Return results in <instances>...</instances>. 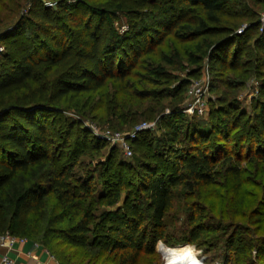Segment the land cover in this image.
Here are the masks:
<instances>
[{"label": "trees", "instance_id": "16d2710c", "mask_svg": "<svg viewBox=\"0 0 264 264\" xmlns=\"http://www.w3.org/2000/svg\"><path fill=\"white\" fill-rule=\"evenodd\" d=\"M93 1L95 5L82 16L75 10L78 6L63 1L0 0V27L11 23L0 34V41H9L0 52V236L33 241L43 231L45 240L41 246L50 254L53 251L45 241L53 234L69 248L80 250L90 246L92 236V243L104 253H114L119 264H137L139 254H151L158 241L171 246L164 235L163 219L171 208L174 188L182 186L191 193L212 185L218 161L222 166L228 165L227 171L236 181L241 161L264 163V107L255 114L249 130L258 136L262 145L253 153L251 143L243 159L238 154L231 157L217 144L201 148L200 143L210 138V132L198 129L192 122L185 134L188 141L185 148L168 156L175 174H159L155 164L140 163L137 188L152 210L148 227L135 202L126 203V208L104 211L98 218H94L95 209L90 201L83 203V208L75 204L79 196L83 201L90 199L98 185L92 182L88 171L84 178L74 174L75 167H80L76 142L68 140L74 123L63 120L59 129L61 140L56 142L57 133H53L50 115L56 113L60 102L68 96L92 93L102 89L107 81L125 79H137L141 83L143 90L136 95L139 99L159 103L163 92L148 87L166 82L165 67L161 63L171 66L180 53L189 66L196 67L190 71V77L196 78L203 65L215 79L226 70L241 71L243 76L245 71L254 68V52L264 55V30L258 34L260 26L255 14L248 10L239 14L230 0ZM120 15L126 20L122 35L111 26ZM239 18L249 24L241 34L236 33L235 24L226 20ZM165 48L167 52L163 51ZM156 54L160 62L140 67V74L131 72L136 63H141L143 55ZM223 84L231 88L228 80ZM184 88L185 84L181 83L175 94ZM222 105H226L230 115L236 112L225 101L219 102V107ZM123 107L117 105L115 115L131 128L140 118L152 120L157 112L153 107L123 114ZM229 119L230 116L227 120L230 130L227 128L223 133L226 136L243 127L242 117ZM141 139L145 141L147 137ZM170 139V135L163 134L164 144ZM109 164L101 165L103 189L115 185L105 177ZM124 166L132 167L127 163ZM47 193L55 196L61 211L53 218H49L45 204ZM106 196L102 204L115 206L120 188ZM106 196H99L98 200ZM204 219L198 208L188 216V225L193 227L184 232L187 242L196 243L217 233V228L205 224ZM63 222L65 226L54 228ZM224 251L225 263L232 254L236 261L264 264V240L253 245L232 232Z\"/></svg>", "mask_w": 264, "mask_h": 264}, {"label": "rangeland", "instance_id": "374dc122", "mask_svg": "<svg viewBox=\"0 0 264 264\" xmlns=\"http://www.w3.org/2000/svg\"><path fill=\"white\" fill-rule=\"evenodd\" d=\"M56 1L75 4L78 6L75 10H79L82 16H86L87 10L95 5L93 0ZM230 1L235 10H239V14H242L244 10L255 14L260 26L258 34L264 30V0ZM25 9L27 7L24 6ZM226 20L235 24L238 34L249 27L243 18ZM108 22L106 21L105 24ZM10 26L11 23L0 27V34L8 30ZM111 26L119 35H122L126 30V20L120 15ZM249 34L247 32V35ZM7 42L9 41H0V52H3ZM168 49L165 48L163 51L167 52ZM141 60L140 64L136 63L132 67L131 72L140 74V67L150 62H160V56L158 54L151 57L143 55ZM252 61L254 68L245 71L243 76L241 71L232 73L226 70L221 72L218 79H215V75H212L206 65H203L199 75L193 78L189 74L196 67L189 66L183 54L180 53L171 66L161 63V66L165 67L166 82L148 87L163 92V98L159 103L151 99L141 100L136 96L143 90L141 83L135 81L137 79H125L122 82L107 81L98 91L68 96L62 100L56 113L50 115L49 122L54 125L53 133L55 131L57 133L54 139L56 142L61 140L59 129L62 128L63 120L74 123L68 137L69 142H76L77 164L80 165L75 167L74 174L84 178L85 172L88 171L92 182L98 185L97 191L90 199L83 201L79 196L75 199V204L83 208V203L89 204L90 201L95 209L94 218H98L104 211L126 208V203L135 202L141 210L144 225L148 227L152 210L137 188L140 163L155 164L159 174H175V167L171 161H167L168 156L177 149L185 148L188 142L185 134L192 122L196 123L198 129L210 132V138L200 143L201 148L219 145L226 149L231 157L238 154L243 159L247 154L246 147L252 143L254 153L255 148L261 147L262 143L258 136L253 135L249 130L253 125L255 114L264 107V55L254 52ZM224 80L229 81L231 88L223 84ZM181 83L185 84V88L177 95L174 91ZM220 101L232 105L236 112L232 115L227 113L226 105L219 107ZM117 105L124 106L121 111L123 114H126L128 110L142 112L153 107L157 112L152 120L140 118L138 124L131 128L117 119L115 115ZM199 108L202 110L201 113ZM229 116L230 121L235 116L242 117L243 127L230 131L226 136L225 129L230 130V124L227 121ZM212 118L215 119L214 123ZM144 124L151 127L136 132L137 128ZM164 133L171 136L166 144L162 141ZM133 134L134 138L128 141L130 146V155H128L116 141H118L117 138L121 140ZM142 136H146L147 139L144 141L141 139ZM104 162H110L105 177L115 182V185L108 189L101 187L100 173ZM220 162L215 164L217 176L212 185L191 193L182 186L173 189L175 196L171 208L163 219L164 235L166 240L171 242V246L158 241L151 254H139L137 264H165L158 249L159 244L167 248L190 247L200 264H246L241 259L236 261L232 254L225 263L223 254L226 240L232 232L250 240L253 245H258L259 241L264 240V163L241 161L236 181L231 179L227 171L228 165L222 166ZM126 163L132 167L124 166ZM116 188H120L118 203L113 207L104 206L102 202L107 200L106 195ZM128 193L129 196H127ZM104 194L106 197L99 201L98 197ZM45 204L49 218L61 212L53 194H46ZM196 208L205 216L204 223L217 228V233L200 238L196 243H189L186 241L184 232L193 227L188 225L187 218ZM63 226L65 222L54 228ZM43 233L40 231L32 240L42 245L45 240L42 239ZM92 241L93 237L90 236V246L83 250L69 248L57 234L51 235L45 242L53 251L54 254L51 255L57 264H119L114 253L102 252Z\"/></svg>", "mask_w": 264, "mask_h": 264}, {"label": "crops", "instance_id": "0c3cea01", "mask_svg": "<svg viewBox=\"0 0 264 264\" xmlns=\"http://www.w3.org/2000/svg\"><path fill=\"white\" fill-rule=\"evenodd\" d=\"M2 256L8 257L16 264H57L44 247L31 240L19 242L16 239L10 247L1 246L0 242V257Z\"/></svg>", "mask_w": 264, "mask_h": 264}, {"label": "bare ground", "instance_id": "6f19581e", "mask_svg": "<svg viewBox=\"0 0 264 264\" xmlns=\"http://www.w3.org/2000/svg\"><path fill=\"white\" fill-rule=\"evenodd\" d=\"M165 264H200L190 247L167 248L158 245Z\"/></svg>", "mask_w": 264, "mask_h": 264}, {"label": "built area", "instance_id": "2783aa9c", "mask_svg": "<svg viewBox=\"0 0 264 264\" xmlns=\"http://www.w3.org/2000/svg\"><path fill=\"white\" fill-rule=\"evenodd\" d=\"M199 112L201 113V108L198 109ZM151 126L149 125H146L144 124L143 126L141 127H138L136 132H140L142 130H145L147 128H150ZM95 136H97L96 133H94ZM134 138V134L132 136H127V138H123V139H118V142L119 143V146L122 148V150H124V152L128 155H130V146H129V142L128 141H131V139ZM16 239H18L19 242H24L26 239H22V238H16V237H12V236H9V235H4L1 237V246H4V247H10L12 245V243L14 241H16ZM0 264H16L14 263L13 261H11L8 257L6 256H2L0 257Z\"/></svg>", "mask_w": 264, "mask_h": 264}]
</instances>
